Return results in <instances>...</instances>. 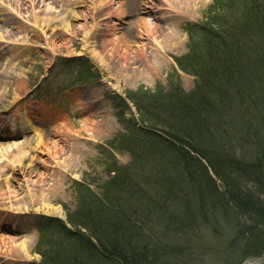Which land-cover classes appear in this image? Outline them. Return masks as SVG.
Wrapping results in <instances>:
<instances>
[{
  "label": "rangeland",
  "instance_id": "rangeland-1",
  "mask_svg": "<svg viewBox=\"0 0 264 264\" xmlns=\"http://www.w3.org/2000/svg\"><path fill=\"white\" fill-rule=\"evenodd\" d=\"M70 1L0 0V41L5 42L0 52V110L3 111L0 126L6 132L0 137L6 146L0 149V169L4 170L0 177L11 178L8 184L15 192L7 194L4 189L0 202L14 207L21 205L28 210L24 215L13 217L5 210L7 205H0V264H40L38 250L47 244L51 252L56 248L64 251V255L52 258L59 257L70 263L66 260L69 259L67 250L71 251L65 247L68 241L62 235L54 237L50 233L39 242V228L50 218L67 226V218L74 216L80 198L87 199L94 194L93 204L105 195L114 196L108 182L115 170L133 163L134 155L140 151L131 142L141 140L143 131L146 132L137 129L135 126L139 124L132 121L139 120V114L131 96L145 91L138 102L147 109L151 94L158 89L161 94L169 90L171 76L176 81L179 79L184 91L192 92L199 78L179 69L177 58L190 54L194 45L199 54L204 53L202 50L211 41L216 49L227 52L224 48L228 49L230 43L242 40L246 46L237 50L235 56L239 62H245L250 56L256 57L252 44L254 49L260 48L264 33V18L261 19L264 0H195L188 13L180 7L186 8L190 0H103L110 6L94 16L88 15L84 6H70ZM72 12L81 14L79 20L74 17L70 18L71 22L68 20ZM45 17L59 21L46 26L42 36H36L35 28L40 22L37 20ZM83 20L87 21V28L80 27ZM68 22L76 27L67 30ZM204 26V30L218 29L221 33L206 36ZM56 30L68 34H63L66 38L62 41L54 42L53 53L50 45L44 44L43 37ZM168 32L180 40L168 42L165 39ZM25 38L42 46L33 48L28 56L11 59L17 65L28 58L24 63L8 67L6 57H11L15 41ZM176 45L178 48H174ZM248 77L236 81V86L222 77L213 80L215 89L230 93L233 105L220 112L221 116L211 113L212 122L223 120L228 131L211 128L215 132L209 135L208 143L214 147L226 146L236 156L255 163L259 152L264 151V71L262 74L251 69ZM4 81H9V86ZM24 118L31 122L33 129L23 128L21 119ZM11 121L14 127H10ZM246 126L259 133L254 136L245 131ZM37 131L41 132L44 144L31 152ZM247 133L256 141L242 149V138ZM28 140L31 143L24 144ZM21 144L22 150L17 149L16 145ZM21 151H25V156L14 162L12 156ZM260 155L258 182L245 177L237 179L242 188L263 198L264 186L260 187V183L264 184V153ZM146 167H153V163L147 160L145 166L137 169L141 173ZM27 187L25 194L23 190ZM140 187L151 190L146 182ZM36 192L42 193L44 203L28 201L27 195ZM8 196H14V201L25 196L26 201L24 198L22 203L10 204ZM140 201L144 204V198ZM179 201L183 204L177 207L181 212L196 200L189 193ZM172 202L177 200L174 198ZM47 206L60 207L63 217L45 213ZM207 212L205 218L193 214L194 224L189 217H183L178 226L167 230L168 223L151 222L147 227L153 232L151 237L157 239L155 243L154 238L151 240V248L154 255L161 256L155 257V264H242L247 258L264 256V252L254 254L255 249L251 251V245H247L251 242L264 246V227L254 217L239 215L232 209L225 212L218 209L211 215ZM17 221H22L28 230L15 227ZM48 228L52 229L53 225ZM9 238H14L16 245L25 240L26 255L12 247ZM262 250L264 247L257 252Z\"/></svg>",
  "mask_w": 264,
  "mask_h": 264
},
{
  "label": "trees",
  "instance_id": "trees-1",
  "mask_svg": "<svg viewBox=\"0 0 264 264\" xmlns=\"http://www.w3.org/2000/svg\"><path fill=\"white\" fill-rule=\"evenodd\" d=\"M204 32L206 36L221 33L218 29H207ZM263 40L264 33L259 41L260 48L254 49L252 44V53L257 54L256 57L250 56L245 62H239L235 53L246 46V41L230 43L228 49L224 48L227 52L216 49L211 41L202 50L203 54L196 53L194 45L190 54L176 59L179 69L199 78L200 82L192 92L184 91L179 79L176 81L171 76L169 90L161 94L158 89V92L151 94L152 101L147 109L138 102L139 96L145 94V91L140 90L139 96H131L130 100L135 102L139 114L136 122L139 125L135 127L146 130L141 140L131 142V146L140 152H136V155L131 153L134 155L133 163L119 171L115 170L108 182L115 198L105 195L103 200L98 198L93 204L91 200L94 194L87 199L80 198L74 216L67 218L68 227L64 222L50 218L39 228V242L50 233L54 237L62 235L69 243L65 247L71 250H67L69 259L66 260L70 263H66L59 257L52 258L53 255H64L62 249L55 247L52 253L50 244L44 245L38 250L40 264H155V257L161 256L154 255L151 248L154 237H151L153 232L147 227L151 222L156 224L159 220L161 224L168 223L165 228L167 230L171 226H178L179 219L183 217H189L191 224H194L196 220L193 216L205 218L207 211L211 215L218 209L224 212L232 209L239 215L245 213L264 227V196L260 198L242 188L238 182L241 177L258 182L260 154L264 151L259 152L254 163L236 156L226 146L214 147L208 143L211 141L209 135L215 132L211 128L218 127L225 130V133L228 131V127L223 126V120L212 122L211 113H222L233 105L229 100L230 93L218 87L215 89L213 80L222 77L227 83L232 84L233 81L236 86L235 82L246 79L251 69L263 74ZM245 131L254 136L259 133L255 129L250 131L247 128ZM249 133L242 138V149L256 141ZM146 151L150 153L147 155ZM147 160L153 163V167H146L147 171H143L146 173H140L137 167L145 166ZM145 182L151 185V190L146 191L140 187ZM263 186L260 183V187ZM189 193L195 197L194 205L188 202L190 207L186 206V210L178 212L180 209L177 207L183 205L179 199L188 197ZM142 198L144 204L140 201ZM174 198L177 203L172 202ZM50 224L53 225L52 229L48 228ZM155 241L157 239L154 238ZM247 245H251V251L255 249L254 254L264 252H257L263 245L251 242Z\"/></svg>",
  "mask_w": 264,
  "mask_h": 264
},
{
  "label": "bare ground",
  "instance_id": "bare-ground-1",
  "mask_svg": "<svg viewBox=\"0 0 264 264\" xmlns=\"http://www.w3.org/2000/svg\"><path fill=\"white\" fill-rule=\"evenodd\" d=\"M180 1H185V0H180ZM71 2H72V0L70 1V3ZM194 3H195V0H190V1H188L185 4L186 5V8L183 9L182 6L180 8L182 10H186V12L188 13L187 10L193 8L194 7ZM76 4L79 5V7L84 6L86 13L88 15L89 14H91V15L93 14V16L97 12H104L103 10L107 9L110 6L106 2H103V0H73V2L71 3V6H74ZM7 6H10V5H7ZM79 16H81V14L79 12H77V13L72 12V15L69 17L68 20H70V22H71V19H70L71 17H74L75 18L74 20H79ZM39 19L40 20H37V21H40V22L37 23V27L35 28V30L38 31V32H36V36H40V35L42 36L44 34V31L47 28L46 26L54 25L56 22L59 21V19H56V18L48 19L47 17H45V18H39ZM66 25H67V30H70V28L71 29H74L76 27L73 23H69V22L66 23ZM80 27L87 28L88 27L87 21L86 20H83V23H81V26ZM87 32H85L86 35L88 34ZM171 33L168 32L166 34V38L165 39H167L168 42L170 40V41H174L175 43H177L180 40V38L178 36L172 35ZM63 34H68V33H61L58 30L50 32V34L48 35L49 37L48 36H47V38L46 37H43L44 44H49L50 47H51V51L54 53L55 46H56V44L54 42H57L59 40L62 41L63 39H65L66 37ZM69 36H72V35H69ZM161 38H163V37H161ZM4 43L5 42H1L0 41V48H1V45L4 44ZM14 45L15 46H14V49L12 50V56L8 60L6 59V64H8V67H10L11 65H14V64L16 65V62H12L11 59H16V58L19 59V58L28 56L29 55V52L31 50H33V48L39 49L40 46H42V44H34V43H31L26 38L24 40H22V41H15ZM174 48H178L177 45ZM0 50L2 51V48ZM26 60H28V58L24 59L21 62L24 63V62H26ZM21 62H19L18 64H20ZM4 84L6 86H9L10 82L9 81H7V82L4 81ZM0 112H3V111L0 110ZM132 121L135 122V119H133ZM21 124H22L23 128L24 127L25 128L28 127V128H32V129L34 128L33 125L31 124V122H29V120L26 119V118H24V120L21 119ZM10 127H14L13 121L10 122ZM2 128H3V126L1 125L0 126V137H2L4 134H6V132L3 131ZM12 131H14L13 128H11L9 130V132H11V133H12ZM15 133H17V132H15ZM34 135H35V137H34V140L35 141H34L33 146H30L31 149H32L31 152H36L39 149V147L43 146V144H44V143H42L43 140H42L41 132H39V131L34 132ZM30 143H31V141H29V140L24 142V144H30ZM3 145H4V143H1L0 142V149L3 147ZM7 146L10 147V145H7ZM23 147H24L23 144L16 145V148L19 149V150H22ZM3 149H6V146L5 145H4ZM15 154L16 155H13L12 156V159L14 160V162L17 163L20 160L21 156L22 157L25 156V151L17 152ZM73 156L74 155H72L71 158H73ZM20 167H22L21 164H20ZM8 170H9V167L6 169V171H8ZM2 171H4V170L3 169L2 170L0 169V176L2 174ZM9 180H11V178H9V177H6V176L5 177H0V196H1V194H3L4 189H5V192H7V194L15 193V192H13L12 186L8 184V181ZM10 188L12 190H10ZM26 190H29V187H27L25 190H23L25 194H27ZM27 196H28V201L30 203H33V204L36 203V202H39L41 204L44 203V198L42 196V193H40V192L31 193L30 195H27ZM9 197H11L10 200H9V202H8L10 204H12L14 202H18V201H19V203H22L21 201H23L24 198H25V196H23L22 198L16 199L14 201V200H12V197H14V196H8V198ZM25 201H26V198H25ZM3 204L4 203H1L0 202V205H3ZM4 205H7V203L4 204ZM7 207L8 208H5V210L8 211V212H10L13 217L14 216H18V215L21 216V215H24V214H26L28 212L27 208L22 207L21 205L18 206V207H14V206H11V205L8 204ZM45 213L50 214V215H54V216H59V217L62 216L63 217L62 210L60 209V207L47 206V209H46ZM15 227L21 229V231H22V229L24 231H27L28 230L24 226V224L22 223V221H17ZM8 240H10V244L12 245V247L19 248L20 251L23 253V255H26L27 243H26L25 240L19 242L17 245L14 244V242H15V239L14 238H9ZM242 264H260V263H255V262H252V261H249L248 260V261H246V262H244Z\"/></svg>",
  "mask_w": 264,
  "mask_h": 264
},
{
  "label": "water",
  "instance_id": "water-1",
  "mask_svg": "<svg viewBox=\"0 0 264 264\" xmlns=\"http://www.w3.org/2000/svg\"><path fill=\"white\" fill-rule=\"evenodd\" d=\"M247 260H251V261H253V260H264V256H261V257H254V258H248ZM246 260V261H247Z\"/></svg>",
  "mask_w": 264,
  "mask_h": 264
}]
</instances>
